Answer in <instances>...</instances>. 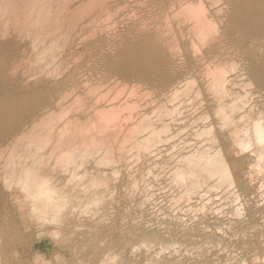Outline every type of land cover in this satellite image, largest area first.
Wrapping results in <instances>:
<instances>
[{"label": "bare ground", "instance_id": "1", "mask_svg": "<svg viewBox=\"0 0 264 264\" xmlns=\"http://www.w3.org/2000/svg\"><path fill=\"white\" fill-rule=\"evenodd\" d=\"M200 2L0 0V41L6 39L5 44L18 52L20 64L0 77V146H10L7 153L0 148V185L9 190L3 195L28 205L40 226L69 229L76 216L67 221L65 213L83 212L88 234L84 242L104 244L96 254L93 242L90 249L96 256L88 257L93 264L264 261L259 158L229 151L225 159L233 161L232 175L218 176L210 161L225 151L224 146L207 155L208 145L201 150L198 140L203 128L196 114L208 102L193 107L187 93L176 87L203 61L235 64L239 74L229 95L240 101L247 87L258 105L264 78V0H204L209 7L217 6L209 17L214 31L206 42L200 41L202 25L195 17L180 18L186 5ZM194 45L201 48L200 60L191 54ZM29 89L33 94L13 105L10 96H22ZM66 153L85 166L82 173L56 167L55 160ZM98 160L118 166L119 177L101 183L104 171L111 169L99 167ZM29 166L45 168L54 189L67 199L69 207L57 210L58 223H45L53 210L28 199L19 186L20 171ZM69 171L79 177H68L72 188L65 179ZM80 214L79 220L84 216ZM77 226L73 229L80 232L83 227ZM15 227V233L22 231ZM38 245L36 264L45 256L44 243ZM76 260L82 264L86 259Z\"/></svg>", "mask_w": 264, "mask_h": 264}, {"label": "snow or ice", "instance_id": "2", "mask_svg": "<svg viewBox=\"0 0 264 264\" xmlns=\"http://www.w3.org/2000/svg\"><path fill=\"white\" fill-rule=\"evenodd\" d=\"M215 7L217 6L211 5L209 7L204 0H201L198 4L186 5L182 10L184 15L180 17L181 19L186 18V16H193L201 23L200 41L206 42L213 34L214 26L209 17ZM191 54L197 60H200L201 48L194 45ZM238 74L239 68L235 64L227 65L203 61L198 66L197 71L185 77L184 82L176 87L181 92L187 93L188 102L193 104V107L200 108L201 101L208 102L196 114L200 117L199 122L203 128V134H198V140L202 142L200 143L201 150H203L205 144L208 145L210 152L207 155L215 152L221 145L224 146L225 151L217 153L214 162L210 161L218 176L227 179L232 175L230 165L233 161L226 160L225 157H227L229 151H235L236 155L242 158L258 157L261 179L264 180V78L261 79L259 84L260 103L257 105L252 102L254 98L248 94L247 87L241 93L240 101L229 95L233 79ZM246 84L247 81H245ZM226 104H228V107H225ZM66 156L68 157L67 160H65ZM76 159L66 153L65 156L55 160L56 167L61 170L64 168H82L83 165L76 162ZM97 165L105 169H111V171H104L101 183L104 178L110 180L120 175L119 167L111 162L101 164L98 160ZM68 177L79 178L76 176L75 171H69L65 179H68ZM182 178L186 179V177ZM12 179L15 181L16 177ZM3 183L5 186H9L10 181L5 179ZM68 183L71 185L72 180L68 179ZM19 186L23 187L25 192L28 193V199L38 202L46 211L53 210L52 218L44 220L45 223H58L57 210L69 207L64 194L54 189L49 173L43 167L29 166L23 168L19 174ZM32 212L35 216L37 208L33 207ZM17 264H24V262L18 261ZM44 264H47V262H44ZM51 264H74V261L58 258L52 260ZM260 264H264V261H261Z\"/></svg>", "mask_w": 264, "mask_h": 264}, {"label": "rangeland", "instance_id": "3", "mask_svg": "<svg viewBox=\"0 0 264 264\" xmlns=\"http://www.w3.org/2000/svg\"><path fill=\"white\" fill-rule=\"evenodd\" d=\"M13 26H11V25H9V28H8V30H9V32H12L13 31ZM0 33H3V31L1 32L0 31ZM0 60L1 59H3V57H4V59L1 61V63L0 64H2L0 67V77L1 76H5V75H7V74H10L11 72H12V70L13 69H18L19 67H20V64L18 63V62H16L17 61V56L19 55L18 54V52H16V50L13 48V47H11V46H8V45H6L5 43H6V39L5 40H1L0 41ZM2 56V57H1ZM9 59V60H8ZM5 61V62H4ZM6 61H7V63H6ZM9 61V62H8ZM15 61V62H14ZM6 63V64H5ZM5 64V65H4ZM9 64V65H8ZM7 66V67H6ZM10 69V70H9ZM11 71V72H10ZM10 72V73H9ZM36 90V89H35ZM27 92H26V94H22V96L20 95V96H10V98H11V101L12 102H15V103H13V105L14 104H16V101L17 100H19L21 103H22V101H23V103L27 100V97H29L31 94H33V92H34V89H29V90H26ZM28 94V95H27ZM15 98V99H14ZM22 98V99H21ZM26 98V100H23V99H25ZM17 99V100H16ZM20 102H17V104H19V105H21V103ZM3 145V144H2ZM9 145L7 144V148H6V146H5V144L3 145V148H2V146H0V148H2L1 149V152H2V150L3 151H6V152H3V153H7V149L10 147H8ZM4 147H5V149H4ZM10 149V148H9ZM8 149V150H9ZM84 167L85 166H83L82 168H78V170L80 169H84ZM78 170H77V172H78ZM80 172V171H79ZM83 172V170H81V172L80 173H82ZM71 188H72V185L70 186ZM70 188V189H71ZM76 192H78L77 194H78V197H80L79 196V192L80 191H78V188H77V191ZM9 193V190H6V189H4L1 185H0V223L1 222H3V224L4 225H2L1 226V224H0V249H1V251H0V254H1V257H0V264H17L16 263V261L18 262V259L20 260V261H23L24 262V264H36L37 263V261L35 260V258H36V254H37V249H38V244L40 243V242H43L44 243V245H43V247L41 248V251L42 252H44L45 253V256L43 257V259H44V262H46V260L48 261V262H51L52 260H55V259H63V260H68V261H74L75 260V262H74V264H79V261L77 262V260L76 259H78L79 257H82V258H85L86 260L85 261H82V264H93L92 262H90V257L92 258V257H95L96 256V254H98L99 252V250L98 251H96L98 248H100V251H102L103 250V246H104V244L102 243V246L99 244V242L100 241H98V245H97V241H93V242H95L96 243V245H95V243H93V242H89V244H90V246L88 247V245H86V242H84V240L86 241V239H87V236L86 235H88L87 234V230H86V232H85V230H84V227H85V229L87 228V226L85 225V224H87V221L86 222H84L86 219L84 218L85 217V214L83 213V212H79L80 210H72V209H70V210H68L67 211V213H65V214H67L65 217L66 218H64V220L66 219L67 220V218L70 216V215H75L76 217H74L73 216V218H75V220L73 219V218H71V216H70V218H68V220L67 221H69L70 219H73L72 221L73 222H71V224L72 225H70L72 228H69L68 229V227L66 228V227H56V226H54V225H44V226H40V224H41V222L38 220V222H37V217L35 218V217H33V215H32V213L31 212H29V207H28V205H26L25 203H21V205H18V204H15V203H12V202H10L3 194H8ZM78 200H79V198H78ZM5 202V203H4ZM78 202V203H77ZM79 202L80 201H76V205H78L79 206ZM6 204V205H5ZM12 204H13V206H12ZM80 205H81V202H80ZM5 206V207H4ZM15 206V207H14ZM77 206V207H78ZM22 207H24V208H22ZM15 210H16V213H15ZM9 211V212H8ZM71 211H74V212H71ZM8 212V213H7ZM19 212V213H18ZM7 213V215H5ZM11 215H10V214ZM14 213V214H13ZM18 213V214H17ZM68 213H70L69 215H68ZM77 213V214H76ZM79 213H82V215L84 214V216L82 217V215H81V217L83 218H81L83 221H81V219L79 220L78 218L80 217L79 216ZM13 214V215H12ZM15 215V216H14ZM6 216V217H5ZM68 216V217H67ZM77 216H79L78 218H77ZM13 217V218H12ZM31 217H33L32 219H31ZM4 218H5V220H4ZM9 218H10V220H9ZM24 218V219H23ZM26 218V219H25ZM78 220H77V219ZM31 219V220H30ZM24 220V221H23ZM16 221V222H15ZM66 221V222H67ZM75 221V222H74ZM76 221H79V223H81L80 225H82V226H80L79 225V223L77 224V225H75V224H73V223H77ZM81 221V222H80ZM5 222V223H4ZM17 223V224H16ZM20 223V224H19ZM84 223V224H83ZM8 224V225H7ZM10 224V225H9ZM14 224H16V225H14ZM25 224V225H24ZM8 226V227H4V226ZM77 226V227H80V228H82V230H84V231H82V232H84V233H82L81 231L79 232V230L80 229H78L77 228V231H76V228L75 229H73L75 226ZM84 225V226H83ZM16 226V227H15ZM69 226V227H70ZM12 227H15V229H17V228H19V229H17V230H22V231H20V233H15V231H14V228H12ZM9 228H12L11 230L9 229ZM55 228V229H54ZM9 229V230H8ZM58 229V230H57ZM60 229V230H59ZM68 229V230H67ZM71 229V230H70ZM53 230L55 231V232H53ZM74 230V231H73ZM18 231V232H19ZM26 233H25V232ZM32 231V234L30 233ZM51 231V232H50ZM56 231L58 232H60L61 231V234L60 235H58L59 237L56 239H54V236L56 237L57 236V234H56ZM67 232L68 231V233L70 234V236H69V234L68 233H64V232ZM71 231H73L72 233H74L75 235H79V237H71V236H73L74 234H72L71 235ZM10 233V235H9V233ZM17 232V231H16ZM33 232H34V234H33ZM43 234H42V233ZM45 232H48V233H46V234H44ZM52 232L53 233H55L54 235H52ZM7 235H6V234ZM14 233V234H13ZM25 233V234H24ZM49 233H51V234H49ZM66 235V236H68L69 237V240H68V237H67V240L71 243H74V244H72V249L70 248V245L71 244H69V242H66V241H62V243L60 242L61 241V239L62 240H64L65 238H66V236H64V234ZM12 234V235H11ZM16 234H18V236L16 235ZM24 234V235H23ZM38 234H40V235H38ZM62 234H63V236H62ZM68 234V235H67ZM86 234V235H85ZM5 235L8 237V239H7V237H5ZM26 235H28V236H26ZM37 235V236H36ZM48 235V236H47ZM51 235V236H50ZM10 236V237H9ZM22 236H23V238H22ZM26 236V237H25ZM53 236V237H52ZM60 236H62V237H60ZM82 236V237H81ZM4 237H5V239H4ZM25 237V238H24ZM65 237V238H64ZM70 237L71 238H73V239H70ZM86 237V238H85ZM21 240H20V239ZM33 238V239H32ZM64 238V239H63ZM5 241H4V240ZM19 239V240H18ZM30 239V240H29ZM79 240V243H78V241H77V243H75L74 241L75 240ZM83 239V240H82ZM8 240V241H7ZM10 240H11V242H10ZM13 240H14V242H13ZM15 240H18V241H15ZM33 240V241H32ZM56 240V241H55ZM58 240V241H57ZM60 240V241H59ZM73 240V241H72ZM80 241L82 242L83 241V243L86 245V246H83L84 244H82V243H80ZM7 242V243H6ZM9 242V243H8ZM18 242V243H17ZM32 242V243H31ZM11 243V244H10ZM21 243H24V244H21ZM56 243H58V244H56ZM67 243V245H65ZM88 243V242H87ZM101 243V242H100ZM7 244V245H6ZM10 244V245H9ZM13 244V245H12ZM18 244H21V245H18ZM69 244V245H68ZM75 244H78L81 248H82V250L84 249L85 251H82L80 248H79V246H76ZM81 244V245H80ZM1 245L3 246V247H1ZM11 245H12V247H11ZM75 246V248H78L77 249V251H75L76 249L75 248H73L74 246ZM93 245H95L94 247H93ZM14 246H16V247H14ZM65 246V247H64ZM68 246H69V248H68ZM83 246V247H82ZM98 246H101V247H98ZM29 247V248H28ZM86 247V248H85ZM87 247H88V249H90V248H92L93 250V252H95L94 254H93V252L91 251V249H90V251L92 252H89L88 250H86L87 249ZM70 249H71V251H70ZM73 249H75L74 251H73ZM3 250V251H2ZM14 251H16L14 254L12 253V252H14ZM27 251V252H26ZM79 251V252H78ZM2 252V253H1ZM7 252H8V254H7ZM76 252H77V254L78 253H80V255L82 254V255H84V256H80L79 254H78V256H77V254H76ZM88 254H87V253ZM35 253V254H34ZM84 253H86V254H84ZM90 253V254H89ZM17 254V255H16ZM74 254H76V255H74ZM92 254V255H91ZM52 257H50V256ZM89 255H91V256H89ZM75 256H76V258H75ZM72 257L74 258V260H72ZM89 257V258H88ZM4 258V260H2ZM7 260H6V259ZM21 258V259H20ZM55 258V259H54ZM32 259L34 260V261H32ZM9 260V261H8ZM4 261V262H3ZM6 261V262H5ZM31 261V262H30ZM9 262V263H8ZM26 262V263H25ZM35 262V263H34ZM43 262V261H42ZM42 262H39V264H44V262L42 263ZM48 264V263H47ZM50 264V263H49Z\"/></svg>", "mask_w": 264, "mask_h": 264}]
</instances>
